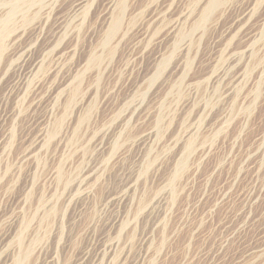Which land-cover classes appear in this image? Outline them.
<instances>
[{
    "label": "rangeland",
    "instance_id": "374dc122",
    "mask_svg": "<svg viewBox=\"0 0 264 264\" xmlns=\"http://www.w3.org/2000/svg\"><path fill=\"white\" fill-rule=\"evenodd\" d=\"M0 264H264V0H0Z\"/></svg>",
    "mask_w": 264,
    "mask_h": 264
},
{
    "label": "bare ground",
    "instance_id": "6f19581e",
    "mask_svg": "<svg viewBox=\"0 0 264 264\" xmlns=\"http://www.w3.org/2000/svg\"><path fill=\"white\" fill-rule=\"evenodd\" d=\"M33 2V1H32ZM10 14V13H9ZM10 17V16H9ZM32 53V52H31ZM32 55V54H31ZM28 56L29 55H27L26 57H24V61H27V59H28ZM29 60V59H28ZM35 62V61H34ZM33 65V63H30V66H32Z\"/></svg>",
    "mask_w": 264,
    "mask_h": 264
}]
</instances>
